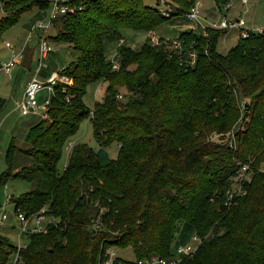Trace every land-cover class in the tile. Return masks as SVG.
Listing matches in <instances>:
<instances>
[{
  "label": "trees",
  "instance_id": "16d2710c",
  "mask_svg": "<svg viewBox=\"0 0 264 264\" xmlns=\"http://www.w3.org/2000/svg\"><path fill=\"white\" fill-rule=\"evenodd\" d=\"M50 1L3 0L0 35ZM195 1L169 0L174 11L165 16L143 0H86L53 20L48 38L79 51L58 72L72 82L54 84L48 108L27 129L29 147L9 141L0 174V187L10 179L33 184L10 197L14 208L33 214L45 207L60 219L26 237V264H97L112 247L135 255L113 264H153L145 260L175 256L180 221L202 238L180 264H264V170L251 166L264 161V27L239 36L225 54L217 50L222 31L212 28L180 31L179 46L149 36L139 49L120 44L117 62L106 54V37L123 29L148 35ZM98 81L106 83L104 96L89 108L83 97ZM88 117L99 147L73 144L58 170L64 146ZM112 142L115 158L106 150ZM242 166V193L228 199ZM14 248L0 233V264Z\"/></svg>",
  "mask_w": 264,
  "mask_h": 264
},
{
  "label": "rangeland",
  "instance_id": "374dc122",
  "mask_svg": "<svg viewBox=\"0 0 264 264\" xmlns=\"http://www.w3.org/2000/svg\"><path fill=\"white\" fill-rule=\"evenodd\" d=\"M143 1L148 5L155 4L154 0ZM225 1L226 0H196L195 5H197L198 7L200 15L211 22L219 21L226 15V17L231 20H234L236 18H244L247 26L251 29L264 27V0H250L248 5H242L239 0H230L229 2L231 3V8L228 10V12H226L222 6V3ZM171 6L173 7L171 12H173L174 5L171 4ZM218 7L221 8V13H219ZM3 14L4 12L0 9V17L3 16ZM47 15L48 9L41 10L38 7H32L31 9L23 12L20 15L19 19L15 22V24L10 26L0 35V64L7 60L9 56L14 52V50L8 48L5 45V42L9 41L14 46L15 50L16 48H21L23 46L22 44L26 42L25 45L28 48V50L26 51L29 52L26 56L28 57L31 53L33 55L34 51L35 54L33 55V57L35 58V60L33 61V65L36 66L38 62V56L36 54L37 48L35 45V33L29 40L27 39V36L33 22L40 17L45 19L47 18ZM192 25H195V22L190 21L183 13L178 15L175 14L171 18L167 19L148 35L129 29H123L120 37L105 38L107 57L108 59H112V61L117 62L116 58H114V53L118 45L125 44L131 46L132 48L139 49L146 36H149L151 41L153 40V38L156 39V37L158 39H166L170 44L169 46L172 47L174 46L173 41L176 40L175 38L179 35L180 31L185 29H194L192 28ZM194 30L199 31L197 28ZM218 30L222 32L218 39L217 50L219 53L225 54L231 47H233L237 43L239 39V31L234 28L229 30ZM55 32L56 28L52 26L48 31V35H53L55 34ZM51 46L52 50L43 60V66L40 69V75L48 74L52 71L58 72L60 67H65L69 63V61L75 59L79 55L78 50L64 43L51 41ZM13 74V70L11 71L10 75H8L0 69V97L5 100V104L0 110V174L6 168L5 152L7 150L8 143L12 138H14V142L18 147H29V144L25 140L28 128V122L26 120L29 117L22 114L18 107H16L14 86L15 83L19 81V77L16 74L14 76ZM58 75L60 77H67L65 75ZM39 79L42 80L43 77L39 76ZM105 87L106 83L103 81L90 83L87 86L86 93L83 97L84 103L89 108H92L96 101H101L103 99ZM124 92L125 90L121 91V93ZM46 95V88H42L38 93V101L42 103ZM69 141L72 142V144L86 143L93 149H97L99 147L89 117L84 118L80 122L77 132L72 137H70ZM68 144L69 142H67L64 146L61 159L58 163V170L60 171L67 163ZM106 150L111 158H115L118 151L117 143L112 142L106 147ZM24 160L26 159H20V161L22 162ZM251 166L252 171L253 169L264 170V161L260 162L257 166L255 164ZM252 171L250 169L246 178H249L251 176ZM237 186L238 184L234 183L233 188H236ZM32 188V183L21 179H10L0 187V205H5V212L9 214L10 217L9 221L7 220L4 223L0 221V233L5 234L12 244H18L19 241L21 243H25L26 237H19L17 230L11 227V213L13 207L10 204L8 198L11 196L15 198L21 193L29 191ZM191 233V228L183 221H180L178 223L175 239L172 242V247H174L177 243H186L190 241ZM112 249L114 250L117 257H122L128 260L135 259V255L131 247H113Z\"/></svg>",
  "mask_w": 264,
  "mask_h": 264
},
{
  "label": "built area",
  "instance_id": "2783aa9c",
  "mask_svg": "<svg viewBox=\"0 0 264 264\" xmlns=\"http://www.w3.org/2000/svg\"><path fill=\"white\" fill-rule=\"evenodd\" d=\"M86 0H51L48 7V15L47 18H39L36 19L31 28L29 29V33L27 39L29 40L35 33V38L37 40L36 48H37V71L43 66V60L47 57V54L52 50L51 41L48 38V31L53 26V20L60 15L69 14L73 15L78 11L82 10L85 7ZM155 4L150 5L153 8H156L159 12H161L165 16H169L172 6L169 0H154ZM230 0H226L222 3L223 8L226 12L231 8ZM242 5H248L250 0H239ZM3 0H0V9L2 10ZM219 13H221V8H219ZM226 14V13H225ZM190 21L195 22V25H192L194 29H200L203 34H207V29H237L239 31V36L246 37L248 36L250 31L261 32V28L251 29L247 26L244 18H236L234 20L228 19L226 15L221 18L219 21L211 22L207 19L203 18L200 13L197 5L191 7L185 15ZM154 43L158 42V38H153ZM167 41V40H165ZM26 42L23 44L22 48L18 52H13L11 57L3 62L0 66L6 73H9L12 66L18 62L23 57V49L25 48ZM5 45L14 49V46L11 42H5ZM174 46H179V43L174 40ZM190 56H194V53H190ZM113 67H117V64L114 63ZM56 81L65 82L71 84L72 80L68 77H60L57 73H52L45 80H40L36 75H33L26 83L23 96L18 103V108L22 114L36 113V114H44V111L48 108L50 100L54 95V84ZM42 88H46L47 96L43 100V104L41 107L38 102V93ZM121 96V95H120ZM119 96V97H120ZM240 127H237V130ZM233 137V136H232ZM68 151L72 147V142L68 141ZM246 166L241 167V171L238 175L234 177V183L238 184V182L244 177V170ZM233 183V185H234ZM234 191L238 194L242 193L239 186L233 188L228 195V199H231ZM12 207L14 203L8 198ZM0 221L2 223L10 220L9 214L5 212V205L0 206ZM101 221L100 217L97 216L95 220V225ZM60 219L55 218L53 215L47 213L45 207H42L37 213L26 214L20 208H14L11 213V227L17 230L18 236L27 237L29 234L40 233L47 229L49 224H59ZM202 242V238L197 234H192L190 241L186 243H180L175 246L174 253L175 256L170 259L154 257L151 260H145L146 263L153 264H180L181 259L186 256H191L198 248L200 243ZM27 241L25 243L15 244L14 250L10 253L8 259L4 264H26V261L23 257L22 250L26 247ZM113 248V247H112ZM110 248L107 250V257L104 260H99L97 264H113L117 255L114 250ZM112 249V250H111ZM142 263V261H139Z\"/></svg>",
  "mask_w": 264,
  "mask_h": 264
},
{
  "label": "crops",
  "instance_id": "0c3cea01",
  "mask_svg": "<svg viewBox=\"0 0 264 264\" xmlns=\"http://www.w3.org/2000/svg\"><path fill=\"white\" fill-rule=\"evenodd\" d=\"M41 18V17H40ZM39 19V18H38ZM263 28V27H262ZM261 28V29H262ZM24 44V43H23ZM22 44V45H23ZM37 44V40L35 41V45ZM22 48V47H21ZM21 48H15L13 49L15 52L19 51ZM28 48L25 46V48L23 49V57L18 61L16 62L9 73H6L3 69H1V71H4V73L10 75L11 71L13 70V75L15 76V74L19 77V81L17 83H15V86H14V92H15V104H16V107H18V103L19 101L21 100L22 96H23V91H24V88H25V85L27 83V81L33 76V75H36L38 74V78L39 76H42L43 79L42 80H45L48 76H50L52 73H57L56 71H52L48 74H44V75H40V69L37 71V66L33 65V61L35 60V58L33 57V55L35 54V52L33 51V55L32 53L27 57L26 55H28ZM31 52V51H30ZM36 54H37V51H36ZM11 57V55L9 56V58ZM8 58V59H9ZM7 59V60H8ZM5 60V61H7ZM4 61V62H5ZM70 62V61H69ZM3 63V62H2ZM63 67H60V69H62ZM59 69V70H60ZM47 96V95H46ZM45 97V96H44ZM39 102V101H38ZM41 102H39V106L41 107V105L43 104V102L40 104ZM5 104V103H4ZM4 106V105H3ZM3 108V107H2ZM19 109V108H18ZM26 116H28L29 118L26 120L28 123V127L39 117V114H35V113H29V114H24ZM28 129V128H27Z\"/></svg>",
  "mask_w": 264,
  "mask_h": 264
}]
</instances>
